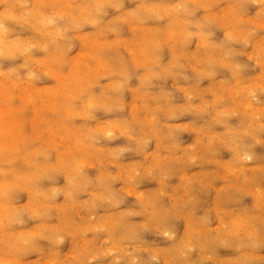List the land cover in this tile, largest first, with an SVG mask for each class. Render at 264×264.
I'll use <instances>...</instances> for the list:
<instances>
[{
	"label": "clouds",
	"instance_id": "obj_1",
	"mask_svg": "<svg viewBox=\"0 0 264 264\" xmlns=\"http://www.w3.org/2000/svg\"><path fill=\"white\" fill-rule=\"evenodd\" d=\"M257 148L264 0H0V264H264Z\"/></svg>",
	"mask_w": 264,
	"mask_h": 264
},
{
	"label": "rangeland",
	"instance_id": "obj_2",
	"mask_svg": "<svg viewBox=\"0 0 264 264\" xmlns=\"http://www.w3.org/2000/svg\"><path fill=\"white\" fill-rule=\"evenodd\" d=\"M127 7H132V5H127ZM125 35H130L129 33H127V31L125 32ZM222 34L221 33H218L217 36H221ZM130 99V97H129ZM191 119V117H185L184 118V121H181V122H186L187 120ZM122 141H118L117 143H121ZM185 142L186 143H190L192 142V137L191 136H186L185 137ZM258 153L264 155V148H257L256 150ZM228 157V154H223V158H227ZM129 159H135V157H129ZM260 163H264V161H260ZM62 183V180L60 181ZM245 203L248 204L249 206L251 205V200L250 198H246L245 200ZM149 239H152L151 237H149ZM67 247V246H66ZM220 255L221 256H229V255H234L233 253H230V252H226L224 250H221L220 252Z\"/></svg>",
	"mask_w": 264,
	"mask_h": 264
}]
</instances>
